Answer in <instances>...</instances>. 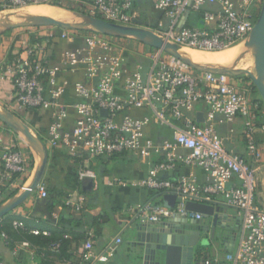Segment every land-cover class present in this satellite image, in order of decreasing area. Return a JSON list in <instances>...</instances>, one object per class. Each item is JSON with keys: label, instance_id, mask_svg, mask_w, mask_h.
<instances>
[{"label": "built area", "instance_id": "built-area-1", "mask_svg": "<svg viewBox=\"0 0 264 264\" xmlns=\"http://www.w3.org/2000/svg\"><path fill=\"white\" fill-rule=\"evenodd\" d=\"M3 3V7L10 9L33 4L80 5L88 15L144 27L183 48L219 52L247 42L262 0H153L155 9L161 12L154 22L141 18L135 0H4ZM188 11L200 13L203 25H187L188 19L183 25ZM47 32L46 44L44 41L31 44L28 56L10 64L7 74L20 106L54 109L47 130L49 143L51 147L65 145L69 156L81 159L84 166L78 170V178L96 179L95 171L86 166L95 158L125 153L137 162L155 163L136 185L162 195L175 194V206L171 208L162 202L133 207L129 211L134 219L140 223L205 220L204 214L188 210L187 203L217 207L224 199L226 205L236 209L242 223L238 248L228 259L232 264H264V209L255 203L257 169L244 156L229 150L228 138L222 137L218 130V125L243 118L247 151L259 160L258 136L264 132V124L255 116L257 104L254 106L250 98L251 83L241 76L197 71L154 48H150L151 65L127 69L126 58L116 55V44L129 38L88 32L81 49L65 54L66 62L83 67L89 79L76 84L78 98L73 107L77 117L72 131H67L68 111L60 104L62 89L56 83L58 69L51 66L45 52L47 43L70 39L77 32L55 28ZM121 81H124L123 96L116 93ZM199 103L206 106L203 111L196 109ZM103 110L107 111L106 115L102 114ZM199 112L203 113L202 122L197 121ZM0 160L3 164L0 182L28 173L26 157L16 148L5 149ZM181 164L202 169L206 183H198L190 176L177 180L170 177ZM37 190L41 197L49 196L45 185L40 183ZM65 205L81 211L85 208V198L74 200L69 195ZM13 225L24 227L19 220ZM33 233L39 234V230ZM0 237L6 239L7 234L0 230ZM121 241L115 240L116 244ZM23 245L29 246V242L24 241ZM60 247L61 243L56 241L49 245V250L58 253ZM79 254L78 264H99L107 262L114 250L109 245L96 252L93 241L86 239ZM194 264H218V259L198 255Z\"/></svg>", "mask_w": 264, "mask_h": 264}, {"label": "crops", "instance_id": "crops-1", "mask_svg": "<svg viewBox=\"0 0 264 264\" xmlns=\"http://www.w3.org/2000/svg\"><path fill=\"white\" fill-rule=\"evenodd\" d=\"M2 1L4 0H0V3ZM135 4L145 22H154L161 16V12L155 9L153 0H135ZM57 8L62 14L69 15L66 17L76 16L67 9ZM201 17L200 13H190L187 25L200 26ZM44 30L41 27L28 26L0 32V108L18 116L34 134L43 139L48 149V163L41 184L46 186L49 196L41 197L36 189L20 207L10 213L35 219L38 225H35L33 230H39L45 225L55 226L60 220L66 221L70 217L81 220V226L74 231L81 233L82 238L77 241L78 243L71 245L72 258L58 260L59 253H56L55 264H78L79 253L86 239L93 241L96 252L113 245L114 255L107 262L99 264H128L129 255L134 250L128 242L134 239L135 228L139 223L129 210L148 203L164 201L156 191L136 185L139 180L147 176L155 163H140L132 158V161H106L95 158L90 163H86V166L95 171L96 179L89 184L91 178L84 180L78 178L76 183L78 185H75L74 176H77L78 170L84 166V163L69 156L65 145L51 147L47 130L52 122L54 109L51 107L27 109L20 106L16 101L14 84L7 74V67L10 64L28 56L27 50L31 44L43 41L46 44L48 32ZM87 37L88 32H77L70 39H57L56 42L46 45L45 54L49 57L51 66L58 69L56 83L62 89L60 104L68 111L65 121L67 131H72L77 117L73 107L78 98L76 84L89 79L85 77L83 67H73L66 62L65 54L69 50L81 49ZM123 86L124 81H121L116 87L118 95L125 94ZM205 107L203 103H199L196 109L203 111ZM257 120L264 124L258 118ZM231 129L233 132H230ZM218 130L222 137L228 138L226 144L229 150L244 156L256 167L255 203L264 209V132L259 133L258 136L261 156L259 160H255L246 148L243 118L239 117L232 123L218 125ZM7 148H16L24 154L28 163V173L13 175V178L0 182V205L19 195L30 184L38 165V155L35 150L20 138L15 129L0 120V158ZM2 172L3 164L0 160V177ZM169 176L174 180L181 176H190L201 184L206 183L207 180L206 173L202 169L182 164L178 165ZM69 195H73L74 200L84 197L85 208L75 211L65 206V200ZM217 207L223 208L220 211L221 221L217 226L215 238L212 239L209 234L211 248L208 249V253L218 259V264H232L228 257L238 248L242 230L241 219L236 209L226 205L224 199H221ZM213 221V217H205L206 224L212 226ZM64 227L72 228L67 222ZM117 238L122 240L121 243L116 244ZM23 242L18 241L11 246L0 237V261L3 264H42V260L36 256V248L30 243L29 246H24Z\"/></svg>", "mask_w": 264, "mask_h": 264}, {"label": "water", "instance_id": "water-1", "mask_svg": "<svg viewBox=\"0 0 264 264\" xmlns=\"http://www.w3.org/2000/svg\"><path fill=\"white\" fill-rule=\"evenodd\" d=\"M82 19L80 22H66L46 15L19 12L10 19L0 21V32L17 27H58L75 32H99L111 37L136 38L150 48L165 51L189 67L200 72H211L229 74L232 76L247 75L251 78L264 102V0L259 16L252 29L246 44V51H251L255 61V72L234 67H208L201 66L189 59L184 48L176 43H170L153 31L141 26H126L107 21L100 17H94L86 13H78ZM190 16V11L184 16L183 25ZM24 19V22L21 20ZM200 26L203 21H200ZM107 114L106 110L102 111ZM0 120L6 125L15 129L22 140L28 143L38 155V165L30 184L23 191L11 200L0 205V220L10 212L20 207L27 198L37 189L44 176L48 163V149L43 139L34 134L30 128L15 114L0 108ZM197 121H204L203 113L197 114ZM93 179L89 181V184ZM164 204L173 208L177 196L175 194L163 195ZM187 209L193 212L202 213L206 217H213V225L206 224L205 220L184 219L168 221L166 223H138L135 228L134 239L128 242L134 247L129 255L128 264H193L196 248L204 244L205 235L211 234L215 238L217 226L220 224V211L223 208L214 205L188 202ZM210 237V236H209ZM210 242V240H209Z\"/></svg>", "mask_w": 264, "mask_h": 264}, {"label": "trees", "instance_id": "trees-1", "mask_svg": "<svg viewBox=\"0 0 264 264\" xmlns=\"http://www.w3.org/2000/svg\"><path fill=\"white\" fill-rule=\"evenodd\" d=\"M136 5V4H135ZM64 9L69 11L78 12V13H86L85 9L80 5L74 4H66L61 6ZM194 13V12H193ZM121 38V37H116ZM129 40V39H127ZM149 47V46H148ZM152 49V48H151ZM76 161H80V158H75ZM101 160H116V161H132L131 157H128L125 153L116 154L112 157L107 158H99ZM78 181V174L74 176L75 185ZM159 196L163 197L161 192H157ZM162 201V200H161ZM164 202V201H162ZM158 202V203H162ZM66 206V205H65ZM15 220L22 221L24 223V227L15 228L13 222ZM68 223L72 228L67 229L64 227L65 223ZM81 220L70 217L68 220H60L57 225L47 226L39 229V234L33 233V227L38 225L35 219L23 218L21 216L16 215L15 213H9L0 223V230L4 231L7 234L6 242L13 246L18 241H28L32 246L36 248V256L42 260V264H55V252L49 250V245L53 242L59 241L61 243V247L59 250V258L58 260H70L73 256L71 245L74 243H78L82 238V234L74 231V229L79 228L81 226ZM69 234L71 238H65V235ZM204 254L200 255H210L208 250L203 251Z\"/></svg>", "mask_w": 264, "mask_h": 264}, {"label": "rangeland", "instance_id": "rangeland-1", "mask_svg": "<svg viewBox=\"0 0 264 264\" xmlns=\"http://www.w3.org/2000/svg\"><path fill=\"white\" fill-rule=\"evenodd\" d=\"M3 2L4 1H2L0 3V21L10 19L14 14L19 13V12H23L24 10L27 11V9H29L31 6L43 5V4H36V5L33 4V5H28L24 8H21V9H10V8L3 7L4 6ZM47 6H52V5H47ZM52 7L57 8L59 6H52ZM59 8H62V7H59ZM62 9H64V8H62ZM71 12L75 13L74 15H76V16H74L73 18L72 17H66L69 15H65V14H62L60 12V13H56L55 17L64 18V19H67L69 21L78 20L77 22L82 20V19H80V17L77 16L78 15L77 12H73V11H71ZM191 16L193 18V14ZM24 21H25L24 19L21 20V22H24ZM41 28L45 29L44 31H48V29H52V28H55L56 30L61 29L58 27H41ZM235 47H237V46H235ZM242 47L244 48V50L242 51L241 55H239L238 57H236L233 60V62L231 63L233 65L229 64L228 66L227 65L222 66L219 64H217V65L216 64H209L207 66L208 67H218V68H223L224 66L225 67H234L237 69H246V70H250V71L255 72V61H254V56H253L252 52L246 51L248 48V45L246 44V42H244L242 44ZM232 48H234V47H232ZM232 48H229V49H232ZM116 49H118V51H116V55L124 56L126 58V63L124 65V67L127 69H133L137 65H142L144 67H148L152 63V57H153L152 50H150V47H148L147 45H144L142 42H140L136 38H129V40H127V39L121 40L120 43L116 44ZM185 49L192 50L191 48H185ZM194 50H196V49H194ZM199 51H201V50H199ZM202 52H205L204 54H207V53H213V54L217 53L218 54L221 51H219V52L202 51ZM200 64H202V63H200ZM241 77L247 83H249V84L251 83L252 91H251L250 98H251L254 106L257 104L255 116H256V118H258L260 121H262L264 123V102H263L256 86L254 85L253 81L251 80V78L247 75H242ZM205 238H206V240H205L204 244H200L196 248L195 257L200 255V254H204L203 251L211 248L210 242H209L210 237L208 235H205Z\"/></svg>", "mask_w": 264, "mask_h": 264}, {"label": "bare ground", "instance_id": "bare-ground-1", "mask_svg": "<svg viewBox=\"0 0 264 264\" xmlns=\"http://www.w3.org/2000/svg\"><path fill=\"white\" fill-rule=\"evenodd\" d=\"M25 12H31V13L46 15V16H49V17H52V18H55V19H59V20H63V21H66V22H77L78 21V20L69 21V20L64 19V18L55 17L56 13H60L58 8L52 7V6H47L45 4H43L41 6L40 5L31 6ZM184 50H185L186 55H187V57L189 59L195 61L198 64L202 63V64H200L201 66H207L209 64H216V65L219 64V65H222V66L223 65H227L228 66L229 64H231L233 62V60L236 57L241 55V53L244 50V48L242 47V45H239V46L237 45V47L221 51L218 54L217 53H215V54H213V53L204 54L205 52H202V51H199V50H194V49L189 50V49H185L184 48ZM231 65H233V64H231Z\"/></svg>", "mask_w": 264, "mask_h": 264}]
</instances>
